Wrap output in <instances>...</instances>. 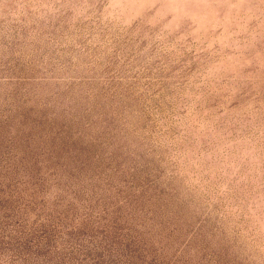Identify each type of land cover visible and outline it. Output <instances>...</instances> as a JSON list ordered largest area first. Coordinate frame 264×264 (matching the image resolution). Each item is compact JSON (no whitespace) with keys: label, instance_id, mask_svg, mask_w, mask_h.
Masks as SVG:
<instances>
[{"label":"rangeland","instance_id":"rangeland-1","mask_svg":"<svg viewBox=\"0 0 264 264\" xmlns=\"http://www.w3.org/2000/svg\"><path fill=\"white\" fill-rule=\"evenodd\" d=\"M42 161L132 264H264V0H0V223Z\"/></svg>","mask_w":264,"mask_h":264},{"label":"clouds","instance_id":"clouds-1","mask_svg":"<svg viewBox=\"0 0 264 264\" xmlns=\"http://www.w3.org/2000/svg\"><path fill=\"white\" fill-rule=\"evenodd\" d=\"M104 7L106 16L119 20L132 6L114 2ZM72 103L69 99L65 107ZM93 134L94 130L85 125L74 130L73 138L88 145ZM8 156L16 158L15 146ZM18 183L21 188L16 208L7 222L0 223V264H70L72 256L83 257L88 252L93 256L83 264H95L98 252L104 254L108 264H132L127 237L119 243H109V222L81 195L79 174L66 166H49L42 161L33 175L21 174Z\"/></svg>","mask_w":264,"mask_h":264}]
</instances>
